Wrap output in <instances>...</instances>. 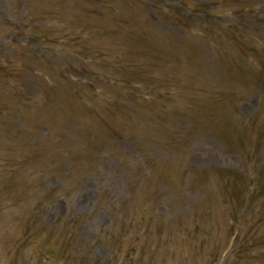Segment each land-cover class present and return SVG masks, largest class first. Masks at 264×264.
Instances as JSON below:
<instances>
[{"label":"rangeland","instance_id":"rangeland-1","mask_svg":"<svg viewBox=\"0 0 264 264\" xmlns=\"http://www.w3.org/2000/svg\"><path fill=\"white\" fill-rule=\"evenodd\" d=\"M0 264H264V0H0Z\"/></svg>","mask_w":264,"mask_h":264}]
</instances>
